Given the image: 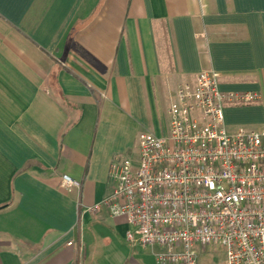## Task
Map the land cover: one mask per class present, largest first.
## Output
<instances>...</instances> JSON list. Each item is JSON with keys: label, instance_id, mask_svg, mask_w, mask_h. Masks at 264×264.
Masks as SVG:
<instances>
[{"label": "crops", "instance_id": "0c3cea01", "mask_svg": "<svg viewBox=\"0 0 264 264\" xmlns=\"http://www.w3.org/2000/svg\"><path fill=\"white\" fill-rule=\"evenodd\" d=\"M203 71L260 96L225 103L230 131L264 129V0H0V264H158L87 207Z\"/></svg>", "mask_w": 264, "mask_h": 264}, {"label": "built area", "instance_id": "2783aa9c", "mask_svg": "<svg viewBox=\"0 0 264 264\" xmlns=\"http://www.w3.org/2000/svg\"><path fill=\"white\" fill-rule=\"evenodd\" d=\"M259 98L223 93L215 71L182 84L169 134L142 133L137 162L114 161L112 193L87 209L125 218L130 243L165 248L158 264H198L196 249L210 244L223 248L225 264H264V129L230 131L224 115L226 102Z\"/></svg>", "mask_w": 264, "mask_h": 264}, {"label": "rangeland", "instance_id": "374dc122", "mask_svg": "<svg viewBox=\"0 0 264 264\" xmlns=\"http://www.w3.org/2000/svg\"><path fill=\"white\" fill-rule=\"evenodd\" d=\"M133 161L137 162L136 159H133ZM149 247L155 248V258L157 257L158 253L165 251V248L158 245ZM196 251L198 254V264H225V253L223 248L219 245L210 244L204 247H198Z\"/></svg>", "mask_w": 264, "mask_h": 264}]
</instances>
